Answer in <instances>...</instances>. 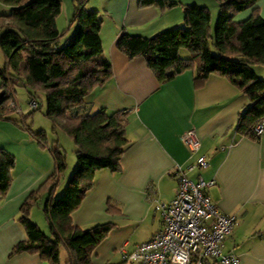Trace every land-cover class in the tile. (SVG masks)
Here are the masks:
<instances>
[{
  "label": "crops",
  "instance_id": "0c3cea01",
  "mask_svg": "<svg viewBox=\"0 0 264 264\" xmlns=\"http://www.w3.org/2000/svg\"><path fill=\"white\" fill-rule=\"evenodd\" d=\"M86 1V7L97 10L103 17L101 43L113 73L104 87L93 92L88 106L92 112L125 111L124 129L129 141L122 153L121 170H98L93 187L71 216L73 224L82 229L112 224L93 252V264L123 261L122 247L131 251L160 230L162 218L155 209L156 201L169 202L175 198L179 166L193 181L199 177L215 180L206 193L221 211L238 216L237 225L225 239V251L235 254L238 264H264V136L257 140L241 136L236 124L250 104L249 97L227 76L219 74L208 75L196 84V69L160 82L144 57L130 59L117 48L116 42L125 32L151 37L184 26L185 6L191 3L171 0L175 5L160 8L155 4L141 6L140 0ZM11 7L0 0V22L9 21ZM254 9L264 18V0H257L242 13L236 12L233 20H246ZM214 10L210 13L212 34L217 20L216 6ZM73 12L74 8L70 18L64 19L62 8L56 19L63 38L71 36L70 27L76 24L71 22ZM253 68L255 74L264 78V64ZM189 129H195L201 140L199 151L208 163L205 168L187 169L196 159L181 139ZM36 144L35 140L30 142L31 151L45 150ZM42 157L45 161L32 160L18 170L15 165L10 170L7 191L0 194V264H49L36 254L12 252L17 243L27 238L18 220L20 206L54 172V160ZM42 204L43 201L38 206ZM41 221L44 224L42 218L38 219Z\"/></svg>",
  "mask_w": 264,
  "mask_h": 264
},
{
  "label": "trees",
  "instance_id": "16d2710c",
  "mask_svg": "<svg viewBox=\"0 0 264 264\" xmlns=\"http://www.w3.org/2000/svg\"><path fill=\"white\" fill-rule=\"evenodd\" d=\"M12 7L7 23L0 22V48L6 69L0 68V119L16 109L15 86L29 90L33 110L40 109L38 92L46 95V116L52 122L54 135L59 129L73 139L76 146V170L61 194L57 193L65 178L68 162L57 139L49 141L43 130L33 134L36 145L49 148L54 172L25 200L19 222L27 238L13 248V254H36L49 264H93L95 249L111 230V223L82 229L73 224V212L94 185L101 169L121 170V157L129 141L126 136V112L89 108L90 97L112 77L110 61L104 56L101 39L103 17L89 10L86 0H74L71 19L77 28L61 44L56 19L62 11V0H4ZM257 0H216L219 17L215 34L211 32V11L207 6L191 3L185 6V25L172 27L151 37L123 33L117 48L130 59L144 57L147 66L160 82L186 70L196 69V84L208 75L227 76L250 99L239 116L237 133L253 140L259 137L256 126L264 119V79L255 74L256 64H264V18L257 9L244 21L233 15ZM172 7L171 0H140L141 6ZM212 40V42H211ZM211 45L216 49L212 53ZM187 49L189 57H181ZM14 155L0 148V194L10 185ZM49 234L30 219L33 206L42 203ZM61 248L67 258L61 260ZM115 264V263H111ZM116 264H130L126 260Z\"/></svg>",
  "mask_w": 264,
  "mask_h": 264
},
{
  "label": "built area",
  "instance_id": "2783aa9c",
  "mask_svg": "<svg viewBox=\"0 0 264 264\" xmlns=\"http://www.w3.org/2000/svg\"><path fill=\"white\" fill-rule=\"evenodd\" d=\"M30 108L37 104L30 101ZM16 110V105L13 104ZM256 126L257 136L264 134V119ZM195 129L182 135L191 156L196 159L188 170L205 168L207 158L200 154L201 140ZM179 184L175 198L156 201L155 209L162 218V227L149 240L138 243L133 250L121 248L123 259L130 264H238V257L225 251V239L237 225L238 216L230 215L212 201L206 193L215 180L199 177L193 181L185 170L177 168Z\"/></svg>",
  "mask_w": 264,
  "mask_h": 264
},
{
  "label": "rangeland",
  "instance_id": "374dc122",
  "mask_svg": "<svg viewBox=\"0 0 264 264\" xmlns=\"http://www.w3.org/2000/svg\"><path fill=\"white\" fill-rule=\"evenodd\" d=\"M179 1V0H178ZM186 1L187 3H197L201 6H207L212 13L215 12V6L217 11V20L215 23V26H213V37L215 34V28L219 17V7L218 2H215L216 0H181ZM74 6L73 0H63V13L62 16L65 19L70 18L72 13V7ZM89 10L90 7L87 6ZM245 11V10H244ZM238 12V13H242ZM68 13V14H67ZM237 13V14H238ZM63 20V19H61ZM243 21V20H242ZM64 27V26H63ZM65 27H68V22H66ZM181 27V26H180ZM71 30L69 31V35L72 36L74 33L73 31L76 30L77 25L70 27ZM70 37L66 36L62 38L61 44L63 45L65 40ZM212 42V40H211ZM216 49L211 45V51L212 53L217 52ZM187 50H183L180 52L181 57H187ZM218 53V52H217ZM3 52L0 48V68L6 69V60H4ZM261 78V77H260ZM264 79V78H263ZM0 83H1V77H0ZM14 100L16 108L19 110L11 111L9 116L7 118L0 119V148H3L10 153H12V156L14 155L15 158V165L16 170L20 169L22 165L29 161H45V157L47 156L48 159L53 161V157H51V153L49 151V148H45V150L42 149H36L32 150L29 147V144L33 138V134L37 131L43 130L48 134L49 141H53L54 139H57L59 144L62 147V150L65 152V156L67 158L68 167L65 171V178L63 179V183L61 185L60 191L57 193L61 194V192L64 191L66 186L68 185V179H70L71 175L74 174L77 166V160L75 154L76 146L73 142V139L67 135V133H64L59 129L58 134L54 135V133L51 131L53 130L52 122L48 119L46 116V95L44 90H40L37 94L38 100L40 102V106L38 110H33L30 105V96H29V90L22 84L15 86V92H14ZM33 221L37 222L39 226L43 229L46 234H49V229L46 220L43 218V213L40 206H34L33 208ZM43 219L44 224L41 222H38V219ZM61 260L63 261L66 257L64 248H61Z\"/></svg>",
  "mask_w": 264,
  "mask_h": 264
}]
</instances>
